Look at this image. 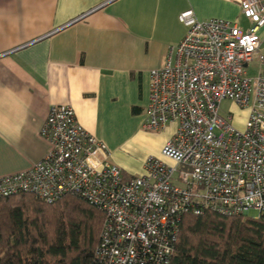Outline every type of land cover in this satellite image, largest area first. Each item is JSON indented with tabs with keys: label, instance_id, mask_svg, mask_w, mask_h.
Segmentation results:
<instances>
[{
	"label": "built area",
	"instance_id": "built-area-1",
	"mask_svg": "<svg viewBox=\"0 0 264 264\" xmlns=\"http://www.w3.org/2000/svg\"><path fill=\"white\" fill-rule=\"evenodd\" d=\"M249 21L179 19L185 37L150 72L145 126L177 128L142 174L125 177L105 142L71 105H52L42 129L47 154L0 176V197L24 192L49 203L77 195L105 214L96 264H172L181 219L207 211L264 217V0H240ZM257 58L255 75L249 65ZM247 110L242 127L220 114L223 100Z\"/></svg>",
	"mask_w": 264,
	"mask_h": 264
},
{
	"label": "crops",
	"instance_id": "crops-1",
	"mask_svg": "<svg viewBox=\"0 0 264 264\" xmlns=\"http://www.w3.org/2000/svg\"><path fill=\"white\" fill-rule=\"evenodd\" d=\"M188 9L250 25L240 0H0V176L47 154L41 132L52 105H71L127 178L149 155L164 158L177 125L145 126L150 72L185 37L179 15ZM235 106L242 127L247 110Z\"/></svg>",
	"mask_w": 264,
	"mask_h": 264
},
{
	"label": "trees",
	"instance_id": "trees-1",
	"mask_svg": "<svg viewBox=\"0 0 264 264\" xmlns=\"http://www.w3.org/2000/svg\"><path fill=\"white\" fill-rule=\"evenodd\" d=\"M104 220L77 195L0 197V264H96ZM172 264H264V217L185 214Z\"/></svg>",
	"mask_w": 264,
	"mask_h": 264
},
{
	"label": "rangeland",
	"instance_id": "rangeland-1",
	"mask_svg": "<svg viewBox=\"0 0 264 264\" xmlns=\"http://www.w3.org/2000/svg\"><path fill=\"white\" fill-rule=\"evenodd\" d=\"M246 21H247V19L245 18L244 22H246ZM256 73H257L256 68L254 69L253 66L249 67V74L250 75H255ZM220 114L226 119H230V116H233V118H232L233 123L235 125L239 126L237 124V122L240 121V118H242V114L240 112L237 113L236 106L232 100L226 99V100L222 101L221 106H220ZM257 214H258L257 211L251 210L248 215L256 217Z\"/></svg>",
	"mask_w": 264,
	"mask_h": 264
}]
</instances>
